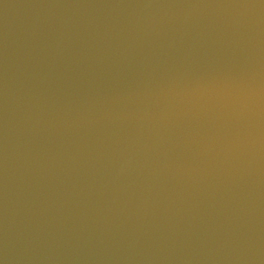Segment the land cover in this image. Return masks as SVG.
<instances>
[{
  "label": "water",
  "instance_id": "95a60500",
  "mask_svg": "<svg viewBox=\"0 0 264 264\" xmlns=\"http://www.w3.org/2000/svg\"><path fill=\"white\" fill-rule=\"evenodd\" d=\"M0 264H264V0H0Z\"/></svg>",
  "mask_w": 264,
  "mask_h": 264
}]
</instances>
